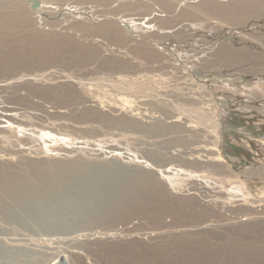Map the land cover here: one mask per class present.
<instances>
[{"label":"rangeland","instance_id":"1","mask_svg":"<svg viewBox=\"0 0 264 264\" xmlns=\"http://www.w3.org/2000/svg\"><path fill=\"white\" fill-rule=\"evenodd\" d=\"M44 3L0 0V264H264V0Z\"/></svg>","mask_w":264,"mask_h":264},{"label":"bare ground","instance_id":"2","mask_svg":"<svg viewBox=\"0 0 264 264\" xmlns=\"http://www.w3.org/2000/svg\"><path fill=\"white\" fill-rule=\"evenodd\" d=\"M23 2H27L28 3V12L30 14L35 15L37 11H42L45 10V3L44 0H21ZM39 2L40 6L38 8H33L32 5L35 2ZM18 2V1H17ZM47 8V7H46ZM2 10V9H1ZM25 10V9H24ZM24 10H20L19 13L17 12V14H13L12 15H8L5 14V16H3L4 18H0V28L4 27L6 30H9L13 27V25L15 26L16 23V19L18 20L19 18L22 19L24 18L28 12L24 11ZM23 13V14H22ZM28 16V15H27ZM26 16V17H27ZM39 16V15H38ZM50 18L52 19V17L47 16V14H45L43 17H35V18ZM19 21V20H18ZM17 21V23H19ZM124 29V28H123ZM122 32V31H121ZM120 35V34H119ZM123 37L124 38H128V36L126 35V32L123 31ZM121 36V35H120ZM119 36V37H120ZM50 40V39H49ZM135 41V40H134ZM48 42V41H47ZM55 43V41H54ZM52 44V43H51ZM32 45V44H31ZM50 45V44H49ZM149 45V44H148ZM147 45V46H148ZM51 46V45H50ZM53 46V45H52ZM58 46V45H56ZM28 47V46H27ZM55 47V46H54ZM145 47V46H144ZM150 47V45H149ZM143 48V47H142ZM33 49V48H32ZM48 49V48H47ZM141 49V48H140ZM154 49V48H153ZM152 50V49H151ZM155 50V49H154ZM172 50V49H171ZM55 51V50H54ZM149 51V50H148ZM153 51V50H152ZM31 55V52H29ZM34 53V52H33ZM152 52H150L151 54ZM225 53L224 48H220L217 51V56L219 58L223 57ZM139 54V52H138ZM140 54L143 56L146 55V58L149 56H155V52L150 54H147V52H145L144 50L141 51L140 50ZM158 54V53H157ZM168 54V53H167ZM34 54H32L33 56ZM37 56V55H36ZM41 56V55H40ZM160 56V55H159ZM156 57V56H155ZM154 57V58H155ZM164 57V56H163ZM172 58V57H171ZM161 59V58H160ZM164 59V58H163ZM165 59H167L165 57ZM151 60V59H150ZM148 62V61H147ZM146 62V64H147ZM151 62V61H150ZM193 62V61H192ZM149 63V62H148ZM151 65V64H150ZM154 65V64H153ZM186 65V64H185ZM197 96V95H196ZM214 148V147H213ZM213 148H205L204 150H211L213 152H208L209 154H214V151L216 152L213 156H212V160L216 162V166L217 168H219V171L222 170L221 172L225 173L226 171L224 170L225 166H222L220 164V162L224 161L221 155V149H213ZM225 171V172H224ZM232 174V173H230ZM12 177H7L6 176V182L7 180H11ZM148 179V178H147ZM12 181V180H11ZM9 183V182H8ZM15 183V182H13ZM12 183V184H13ZM147 184V183H146ZM9 185L11 186V184L9 183ZM12 187V186H11ZM161 188V187H159ZM156 189V188H155ZM133 190V189H132ZM135 190H138V188H135ZM142 190V188L140 189ZM134 191V190H133ZM147 191V190H146ZM128 192V191H127ZM132 192V191H131ZM137 192V191H136ZM135 192V193H136ZM130 193V192H129ZM126 194V196H129L130 194ZM133 193V192H132ZM138 195H135L134 197H139L141 193H139V191L137 192ZM143 194V193H142ZM144 196V194H143ZM142 200V199H141ZM147 204V203H146ZM127 210L130 211V214H140L142 212L143 209H141V207L139 208L137 204H129L125 207ZM147 209V208H146ZM114 214V213H113ZM114 216V215H113ZM109 216H106V221H110L112 222V217L108 220ZM244 218V217H243ZM113 219H115V217H113ZM186 248V246L181 245V244H177L176 243H170L169 245H162L159 246L158 248H156L153 252H134V248L132 246H128V244H108L107 246L102 245L97 243L96 245H91L89 243L83 242L80 244H72L69 245L68 247H66L64 249V252H66L68 254V261L69 264H147L148 262L151 261L152 264L156 263L158 264L160 260L162 261H167L169 259H172V252H176L178 253L179 251H182ZM181 264V263H180Z\"/></svg>","mask_w":264,"mask_h":264},{"label":"water","instance_id":"3","mask_svg":"<svg viewBox=\"0 0 264 264\" xmlns=\"http://www.w3.org/2000/svg\"><path fill=\"white\" fill-rule=\"evenodd\" d=\"M40 6V3L37 1V2H35L33 5H32V7L33 8H38Z\"/></svg>","mask_w":264,"mask_h":264}]
</instances>
